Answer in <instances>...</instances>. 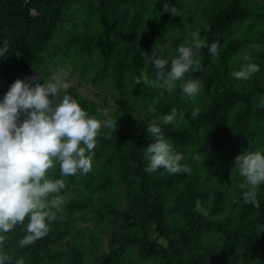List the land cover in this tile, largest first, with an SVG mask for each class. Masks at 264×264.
Masks as SVG:
<instances>
[{
    "label": "trees",
    "instance_id": "obj_1",
    "mask_svg": "<svg viewBox=\"0 0 264 264\" xmlns=\"http://www.w3.org/2000/svg\"><path fill=\"white\" fill-rule=\"evenodd\" d=\"M165 3L179 9L182 15L164 12ZM150 4H154L156 12L149 21L144 13ZM186 9L183 0H0V47L5 42L8 46L7 54L0 56V99L16 79L34 77V83H44L53 72L64 68L65 62L73 61L81 81H90L97 88L108 81L115 90L123 92L127 108L131 109L137 98L142 102L140 109L147 114L130 119L129 112L123 127H119L117 120L116 132L110 133L102 123L92 158V167L98 171L89 181H82V172L61 176L59 161H54L47 178L63 179L66 187L59 194L68 196L56 219H46L50 231L30 246L21 247L19 241L26 235L24 229L29 221L26 217L24 225L0 233L5 237L0 242V258L9 255L23 264H86V258L92 264H241L245 254L258 249L260 259H264V184L258 191V208L241 203L242 226L247 227L244 234L231 225L218 229L225 235L216 232L217 225L212 230V222L204 212L225 197L220 188L221 178L233 171L234 158L242 151H254L256 144L264 140V82L255 81L252 90L242 92L227 87V78L218 69L207 72L215 57L209 55L207 47L202 48L201 70L185 76L195 80L203 74V95L209 99L195 118L191 115L194 110L186 111L182 97L163 99L160 91L149 89L143 82L134 83L142 71L150 79L155 78L154 68L142 62L137 64L140 51L146 52L151 47L149 55L157 50L158 55L171 59L164 49L153 46L160 35L167 36L176 55L179 37L172 33L179 31L180 38L184 37V23L189 18ZM201 15L203 18L191 26L190 33L199 28L201 38L208 39L210 44L216 40L221 43L232 33L234 24L252 12L241 0H212L202 8ZM252 18L255 20V14ZM204 24L210 31L204 29ZM243 43L244 39L231 37L224 45L220 44L217 61L223 62V55ZM251 52L252 62L261 68L263 63L253 58L262 57L264 51ZM59 58L62 60L58 61ZM256 74L264 80L263 72ZM258 92L263 96L255 106L254 94ZM74 98L90 116L102 122L106 118L95 101L80 94ZM150 106L156 108L155 113L148 110ZM173 108L177 110L176 122L161 125L165 137L183 154L192 136L191 129H202L203 167L218 181L217 185L205 189L198 186L195 175L183 180L180 174H163L162 168L146 172L144 151L155 142L147 132V124ZM182 115L191 129L184 125ZM108 134L111 139L105 138ZM119 185L124 188L128 207L118 198ZM197 200L203 211L197 210ZM252 210L258 211L254 220H258L262 229L258 236L256 222L247 223L251 221L248 218ZM88 219L92 220V226H76L78 221ZM100 223L104 225L99 227L101 231L109 235L106 256L100 255ZM149 227L158 235L172 230L173 236L166 245L160 244L155 236L148 235ZM131 250L137 259L128 257L133 253ZM155 254L159 255L158 262H149V257Z\"/></svg>",
    "mask_w": 264,
    "mask_h": 264
},
{
    "label": "clouds",
    "instance_id": "obj_2",
    "mask_svg": "<svg viewBox=\"0 0 264 264\" xmlns=\"http://www.w3.org/2000/svg\"><path fill=\"white\" fill-rule=\"evenodd\" d=\"M163 11L173 16L182 15L179 9L166 3ZM203 27L210 31L207 24ZM219 45V40L209 44L208 39H202L198 28L177 46L176 55L170 60L158 55L157 50L151 55L140 51L144 64L155 69V78L150 79L147 72L142 71L134 78V83L143 82L149 89L161 93H173L179 88L182 97L195 99L201 90L200 82L185 79V76L201 70L199 54L202 48L207 47L209 55L215 57ZM7 52L5 42L0 47V56ZM243 60L246 63L239 70L228 73L230 78L246 81L259 72V66L252 62L249 54L245 53ZM34 80V77L16 79L0 99V233L24 225L28 217L24 229L26 235L19 241L21 247L30 246L48 234L50 227L46 219L55 220L64 203L53 194L66 187L65 181L47 178L54 161H59L61 176L70 177L78 172L87 174L93 166V150L102 123L110 133L116 132L118 126L117 118L108 117L106 112L101 113L106 117L103 122L90 116L69 92L72 85L64 78L62 70L53 72L50 80L44 83H34ZM148 110L156 112L154 106ZM198 114V110L191 113L193 118ZM176 119L177 110L173 108L170 113L161 114L147 124V132L155 142L144 151L146 172L153 173L162 168L170 175L191 174V167L181 163L183 154L174 149L162 131L161 125L174 124ZM105 138L111 139V135ZM192 159L199 160L200 156L193 155ZM232 170L242 180L237 187L243 202L258 208V191L264 184V151H242L234 158ZM196 208L203 211L199 200ZM4 239L0 235V242ZM9 262L23 264L22 260H14L9 255L0 258V264Z\"/></svg>",
    "mask_w": 264,
    "mask_h": 264
},
{
    "label": "rangeland",
    "instance_id": "obj_3",
    "mask_svg": "<svg viewBox=\"0 0 264 264\" xmlns=\"http://www.w3.org/2000/svg\"><path fill=\"white\" fill-rule=\"evenodd\" d=\"M243 4H246L250 11L252 12V15L244 18L243 21L237 22L234 24L233 31L229 35H227L225 38L221 41V46L224 45L228 39L231 37H237L238 39H244V43L239 46L238 48L232 50L231 52H228L226 55H223L224 58L223 62H218V56H215L213 65L207 70V72H210V69H218L222 75L223 78H227L226 85L227 87L236 90L237 92H242L244 90H250L253 89L254 82L257 81L259 83H263L264 80L258 78L257 74L254 75L257 76L258 79H254V75L248 79V80H236L233 78H230L228 76V73L233 70H239L240 67L246 63V61L243 60V56L245 53L251 54L253 49H262L264 51V0H241ZM212 0H183L184 6L186 9L185 13L187 16H189L188 19H186L184 23V32L182 38L181 32H175L172 33L173 36L179 37V40H177V43H182L186 37H188L190 33L191 26L195 25V22L200 21L203 17L201 15L202 8H205L208 4H210ZM152 3V2H151ZM213 4V3H212ZM144 13V18L147 20H151L156 12V7L154 4H150V6L146 7ZM255 14V20L252 18V16ZM165 35H160L157 40L154 41L153 46L159 49L165 50V55H168L169 58H173V53L175 52V46L171 44V41L166 38ZM256 45H259L258 48L254 47ZM152 51V48L149 47L147 52ZM257 61H261L263 63V66L259 68V72H263L264 74V55L262 57L256 56ZM58 61H61L62 59H57ZM137 64L140 65V62L144 64L143 58H138ZM146 65V64H145ZM149 65H146L148 67ZM62 70V74L64 75V78L71 83L72 88L69 89V92L75 96L76 94H80L83 97H86L90 100H93L98 105V108L101 109L104 113L106 112L108 114V117L117 118L119 120V127H123L125 125L126 119L128 117V114L130 112V119H134L136 117L140 116H146V112L140 109V106L142 104L141 101H139L137 98L134 100L133 103H131V109L127 108L125 105V97L123 95V92H119L115 90L114 87L110 85V83L103 82L100 87H94L92 82H83L79 79V69L75 62H65V66L62 69H59L55 72H59ZM52 75V74H51ZM51 75L46 79L50 80ZM203 74H201L197 79L200 82L201 90L198 93V95L195 97V99H189L187 97H182L179 91V88H177L173 93H161L160 97L163 99H174L177 97H182L185 99L187 104V112L191 110H202L206 107V104L209 102L208 96L203 95L202 85H203ZM263 95L261 93H255L254 97V105L256 106ZM237 108V106H234ZM183 123L186 127L190 128V124L188 123V120L186 119V116H181ZM191 129V128H190ZM192 136L190 137L189 141L187 142L185 146V151L183 153L184 159L181 161L183 164H187L191 167L192 176L198 177V186L202 188H207L209 186H215L218 184V181L214 178H211L207 173L205 168L203 167V158L204 155L202 154L201 150L203 146L205 145V138L203 136L202 129L194 130L191 129ZM260 150L264 151V140L261 142H258L255 146L254 151ZM193 155H199V160L192 159ZM97 167H92L91 171H89L87 174H83L84 179L82 181L85 183L86 181H89L90 176H96L97 173ZM163 174H168L165 170L163 171ZM181 179L186 180L190 175L185 173H180ZM222 185L220 186L221 190L225 192V197H223L222 201H220L215 207H209L206 210H204L207 217L211 220L210 228L214 230L216 226V232L218 229L223 228V226L227 229V226L231 225L236 230H240L239 232L241 234H244L246 232L247 227L242 226L244 221L241 217V203L243 202L242 199V193L241 190L237 187V185L242 182L241 178L237 175V173L233 170L229 176L226 178H221ZM116 191L118 194L119 200L123 203L122 205L124 207H128L127 200L124 196V188L122 186H117ZM55 196H59L62 200L67 198V193L63 196L58 194H53ZM95 196V194H93ZM51 199V197L49 198ZM249 205V204H247ZM250 214V215H249ZM249 218L251 221L247 223H254L256 222V230L255 235L258 236L262 233V229L260 224L257 221H254L257 217L258 211L252 210L249 212ZM92 220L88 219L86 221H78L76 226L81 227L84 225L92 226ZM246 223V222H245ZM221 224V225H220ZM103 223H100L98 225V228L101 227ZM222 226V227H221ZM149 233L148 235L153 238L154 236L157 238V241L160 242V244L166 245L169 238L173 236L172 230L167 231L164 234L158 235L151 227L148 228ZM225 229V230H226ZM98 237H99V244L101 245L100 255L106 256L108 253L107 248V242L109 239L108 233L101 231L102 229H98ZM224 233V231L219 230L218 233ZM69 235V234H68ZM238 237V234L236 235ZM256 239L254 240V242ZM255 246V245H254ZM61 249H65V246H62ZM84 251V248H82ZM133 251V250H131ZM131 259H137L136 254L130 252L128 255ZM159 260V255L155 254L154 256L149 257V262L157 263ZM257 261L259 264H264V259H260V252L257 250H254L250 254H245L241 259V264H251V262ZM86 264H92L91 260L86 258Z\"/></svg>",
    "mask_w": 264,
    "mask_h": 264
},
{
    "label": "built area",
    "instance_id": "obj_4",
    "mask_svg": "<svg viewBox=\"0 0 264 264\" xmlns=\"http://www.w3.org/2000/svg\"><path fill=\"white\" fill-rule=\"evenodd\" d=\"M32 11H34L33 9H31Z\"/></svg>",
    "mask_w": 264,
    "mask_h": 264
}]
</instances>
